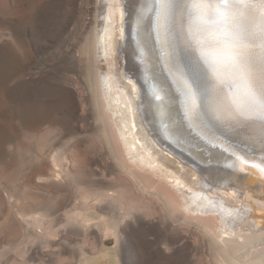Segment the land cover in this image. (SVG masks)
<instances>
[{"label":"rangeland","instance_id":"rangeland-1","mask_svg":"<svg viewBox=\"0 0 264 264\" xmlns=\"http://www.w3.org/2000/svg\"><path fill=\"white\" fill-rule=\"evenodd\" d=\"M102 3L0 0V264H82L107 245L115 264H214L203 221L133 158L115 121L111 140L102 133L85 74ZM154 149L163 168L187 169Z\"/></svg>","mask_w":264,"mask_h":264},{"label":"bare ground","instance_id":"bare-ground-1","mask_svg":"<svg viewBox=\"0 0 264 264\" xmlns=\"http://www.w3.org/2000/svg\"><path fill=\"white\" fill-rule=\"evenodd\" d=\"M103 1L105 12L90 42L92 68L84 71L96 98L104 137L111 140V121H115L126 149L134 152L133 158L156 168L155 173L178 193L180 207L203 221L201 226L208 236L214 264H264V172L253 166H264V145L259 143L258 130L254 126L236 131L214 130V138L212 132L189 128L177 115L183 135L166 139L150 99L143 96L140 65L130 39L129 24L147 0ZM173 111L179 112L178 105ZM154 146L188 166L187 169L178 172L163 168ZM233 151L236 155H232ZM131 174L139 183L145 181L138 174ZM249 191H254L262 201H244ZM164 196L176 203L171 193ZM208 219H213L214 224L206 223ZM104 233L116 237V226L107 227ZM115 250L107 245L99 257L83 260L82 264L99 259L104 260L103 264H115Z\"/></svg>","mask_w":264,"mask_h":264},{"label":"snow or ice","instance_id":"snow-or-ice-1","mask_svg":"<svg viewBox=\"0 0 264 264\" xmlns=\"http://www.w3.org/2000/svg\"><path fill=\"white\" fill-rule=\"evenodd\" d=\"M129 29L143 96L166 139L183 135L179 115L214 138L254 126L264 145V0H147Z\"/></svg>","mask_w":264,"mask_h":264},{"label":"water","instance_id":"water-1","mask_svg":"<svg viewBox=\"0 0 264 264\" xmlns=\"http://www.w3.org/2000/svg\"><path fill=\"white\" fill-rule=\"evenodd\" d=\"M225 139V141H227L228 143H231V144H233V145H237V146H239V147H241V146H243V145H241V144H239V142H237V141H233V140H230V139H228V138H224ZM244 148H247L246 146H243Z\"/></svg>","mask_w":264,"mask_h":264}]
</instances>
